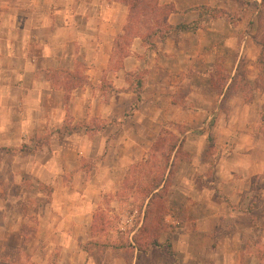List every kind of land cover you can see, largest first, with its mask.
Returning <instances> with one entry per match:
<instances>
[{
	"label": "crops",
	"instance_id": "0c3cea01",
	"mask_svg": "<svg viewBox=\"0 0 264 264\" xmlns=\"http://www.w3.org/2000/svg\"><path fill=\"white\" fill-rule=\"evenodd\" d=\"M243 1L258 5L255 0ZM157 5L170 7L165 18L168 27L198 24L197 29H170L158 38L163 27L151 21L136 27L138 35L120 48L117 43L130 27L129 8L120 0H0V149L18 152L20 147L33 145L34 134L55 130L68 114L76 119L77 115L99 117L107 120V131L129 132L124 152L129 160L133 158L132 163L139 151L133 153V149L144 148L146 135L154 141L161 129L178 128L185 132L179 145L183 139V144L194 142L189 135L204 131L195 137L197 147L205 152L209 137L218 150L211 176L196 182L200 176L188 165L174 174L171 192L179 196L175 202L183 204L187 217L171 242L176 264H264V120L260 116L264 107L260 109L258 97L247 101L242 93L225 99L224 106L221 103L237 77L244 48L261 52L252 30L260 6L232 20L211 19L204 13L200 21V7L236 15L239 3L159 0ZM230 66L223 92L214 95L209 70ZM82 68L86 69L81 84L67 91L66 110L63 78ZM141 71V88L136 89L134 75ZM104 78L110 85L106 95L97 88ZM79 139L72 134L62 139L58 150L48 149L54 142L50 140L48 147L24 152V171L37 184L50 187L47 205L52 209L61 211L77 191L89 193L90 177L81 168ZM90 143L83 141L86 146ZM95 143L101 146L103 142L94 139ZM36 153L45 156L41 163L34 162ZM65 153L73 156L74 163L62 168L58 163ZM67 173H72V183ZM74 181L78 188L72 187ZM78 212L81 215L80 207ZM80 215L70 216L68 225L87 230L92 215L86 226ZM55 232L66 241H75L79 235L75 239L59 228ZM80 236L85 237V232Z\"/></svg>",
	"mask_w": 264,
	"mask_h": 264
},
{
	"label": "rangeland",
	"instance_id": "374dc122",
	"mask_svg": "<svg viewBox=\"0 0 264 264\" xmlns=\"http://www.w3.org/2000/svg\"><path fill=\"white\" fill-rule=\"evenodd\" d=\"M158 1L131 0L129 5L131 8L132 4L139 5L132 8V14L137 20H142L138 16H144L145 24L151 21L149 14H156L153 9L158 6ZM243 2L249 4L248 7H241L246 9L248 15L260 6L261 20L258 24L255 19L252 30L255 32L254 36L257 28L260 30L257 33L259 36L264 34V2L255 0L257 6L249 1ZM210 9L212 11L207 9L205 12L208 17L218 18L219 14L213 10L219 9ZM154 21L160 23L161 16L154 18ZM134 35V31L125 33L122 41H119L121 43H117L118 46H127ZM247 47L239 61L237 77L222 99V106L228 97L237 98L242 93L247 101L258 97L260 109L264 107V75L262 64H259L260 51L257 53L252 51L251 46ZM229 57L232 61L234 52ZM231 66L228 69L215 68L213 80L210 79V90L214 95L219 94L226 77L230 76ZM85 69H78L76 75L71 73L70 77L66 75L63 78L62 87L66 90L63 104L66 110L69 103L67 91L81 84ZM56 73H52V76L57 77ZM136 78H141V75ZM134 87L139 89L141 84L135 83ZM97 88L104 95L110 91L106 78L102 79ZM77 116L76 119L72 115H66L60 126L46 135L34 134L31 138L33 145L20 147L18 152L17 149H0V264H103L104 260H111L116 264H133L134 261L135 264H145V256L148 257L149 264H156L158 261L163 264H176V253L168 251L167 244L172 247L173 236L181 231L180 225L187 217L183 204L175 202L179 196L171 192L175 183L174 174L176 169L188 165L195 167L197 177L200 176L196 182L201 183L209 178L218 152L212 139L206 138L207 150L202 153L196 145L198 139L195 137L201 136L204 131H195L193 136L189 135L194 142L189 140L187 144H183V139L178 145L185 132L178 128H163L154 141H151L153 137L146 135L144 148L133 149V153L136 149L139 151L136 152L138 157L134 158L136 162L132 163L130 161L133 158L129 160L128 152H124V139H127L126 136L129 138V132L107 131V120L94 116L91 119L83 115ZM260 116L264 120L263 112H260ZM126 117L131 116L127 114ZM72 134L82 140L77 144L82 153L81 168L90 177L89 193L77 191L61 211L56 208L53 210L47 205L51 199L50 187L37 184L34 176L25 173L26 161L23 156L24 152L29 151L32 154L43 145L48 147L50 140L54 142L48 149L58 150V145L63 143L62 139ZM262 135L264 137V132ZM94 139L102 140V145L94 144ZM84 140H90L91 143L86 146L83 144ZM112 140L115 141L111 143ZM34 155L36 163H41L45 158L42 154ZM116 159L117 162L112 163ZM108 161L111 163H107ZM73 163V156L65 153L58 166L71 167ZM108 173L111 177H107ZM67 174L68 183H72V173ZM98 174H101L99 178ZM77 184L78 181H74L72 187L78 188ZM155 185L162 189L157 191L156 196L150 197L149 193ZM68 186L71 188V185ZM58 199L64 201L62 195H58ZM79 207L82 209L81 215L78 212ZM75 213L80 215L83 226H86L88 217L92 215L91 226L87 230L72 229L68 225L69 217ZM58 228L70 237L75 238L79 234L78 241L76 238L75 241H66L64 235L60 236L59 232H55ZM83 232L85 237L80 236ZM64 248L66 251L62 253Z\"/></svg>",
	"mask_w": 264,
	"mask_h": 264
},
{
	"label": "trees",
	"instance_id": "16d2710c",
	"mask_svg": "<svg viewBox=\"0 0 264 264\" xmlns=\"http://www.w3.org/2000/svg\"><path fill=\"white\" fill-rule=\"evenodd\" d=\"M122 3H124V5H126L128 8H129V18H128V21H129V23H130V27H128V28H126V32L125 33H128L129 34V32H135V35L134 36H136V35H138V33H137V30L135 29L136 27L138 28L139 27V25H141V26H146L147 25V23H145L144 24V21H143V19H144V16H138V17H140L142 20H137V18H135L136 16L135 15H133L132 14V8H135V7H137V6H139V5H137V4H132L131 6H132V8L130 7V3H131V0H120ZM134 2H135V0H133ZM238 3H239V6H238V8H239V13L238 14H236V15H234V14H230V13H227V12H225V11H223V10H213L215 13L217 12L218 14H219V17H228L230 20H232L233 18H239V15H243V14H245L246 13V9H241V7H245V6H247L248 7V5L249 4H247V3H245V2H243L242 0H236ZM264 2V0H262V3ZM142 3H140V5H141ZM211 10L210 8H208V7H200L199 8V12H200V17H199V20L201 21L202 20V15L205 13V12H207L208 10ZM153 11L156 13L154 16L152 15V16H150V14L148 15L150 18H149V20H151L153 23H154V26H159V27H163V32L162 33H160L159 35H158V38H163L164 37V34L165 33H168L169 31L168 30H174V31H182V30H192V31H195L196 29H197V27H198V24H193V25H189V26H177V27H174V28H172V27H168L167 25H166V23H165V18H166V16L170 13V11H171V9H170V7H155L154 6V9H153ZM212 11V10H211ZM210 11V12H211ZM260 11V10H259ZM258 11V13H257V16H256V20H257V22H258V24H259V21L261 20V14H260V12ZM151 13V12H150ZM151 14H153V13H151ZM161 16V21H160V23L158 22H156V21H154V18L155 19H157V18H159ZM139 18V19H140ZM150 21V22H151ZM258 32H260V30H259V28H257L256 29V35L254 36V38L256 39V42L258 43V45L261 47V52H260V57H261V59L259 58V64H262V73H263V75H264V34H260V36H259V34H257ZM125 36V35H124ZM129 36V35H128ZM148 36H150L148 33H147V35L146 36H144V38L146 37V39H147V37ZM258 37H260V39L258 38ZM257 38H258V40H257ZM143 73H144V71H141V72H138V73H136L134 76H135V81H136V84H141L140 83V79L141 78H136L137 76H140L141 74L143 75ZM209 75H210V79L211 80H213L212 78L214 77V74H215V68H213V69H211V70H209ZM225 83H226V79H225ZM225 85V84H224ZM223 88H224V86L222 87V89L219 91V95L223 92ZM158 187H159V185H155V186H153V188H152V190L150 191V193H149V196L150 197H153V196H156L157 195V192H155V190H157L158 189ZM172 249V247H171V245L170 244H167V250L169 251H172L171 250ZM171 254H172V257H174V253L173 252H171Z\"/></svg>",
	"mask_w": 264,
	"mask_h": 264
}]
</instances>
